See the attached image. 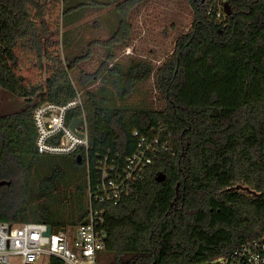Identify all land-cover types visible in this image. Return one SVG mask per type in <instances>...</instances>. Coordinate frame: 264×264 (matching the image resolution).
Here are the masks:
<instances>
[{"label":"trees","instance_id":"obj_1","mask_svg":"<svg viewBox=\"0 0 264 264\" xmlns=\"http://www.w3.org/2000/svg\"><path fill=\"white\" fill-rule=\"evenodd\" d=\"M64 1L70 21L81 8L117 0ZM146 1L117 2L111 35L90 40L79 54L55 57L45 87L38 88L15 70L16 50L47 52L44 0H0V95L8 91L25 99L20 110L0 112V180L8 181L0 185V220L45 221L57 229L86 222L87 191L74 208L57 209L50 200L35 199L37 184L40 192L51 193L64 175L65 160L81 170L80 182L88 186L99 155L109 149L131 154L138 141L134 131H150L160 137L159 154L127 197L106 204L101 264L210 263L264 235V0H227L228 8L219 7L220 0H189L193 22L162 63L133 58L123 64L118 50L130 46L133 12ZM96 47L105 51L98 71L120 97L152 77L162 106L127 109L106 104L110 98L100 100L98 89L82 80ZM73 74L80 75L79 86ZM76 89L82 91L84 111L71 109L67 120L84 113L89 162L84 149L52 161L36 146L34 109L47 100L66 102ZM41 162L50 169L38 183Z\"/></svg>","mask_w":264,"mask_h":264},{"label":"built area","instance_id":"obj_2","mask_svg":"<svg viewBox=\"0 0 264 264\" xmlns=\"http://www.w3.org/2000/svg\"><path fill=\"white\" fill-rule=\"evenodd\" d=\"M222 15L220 8L217 16ZM75 107H84L79 89L66 102L47 100L37 105L33 113L36 146L41 153L50 154H71L84 149L88 163L86 118L77 125V131L71 127L72 121L67 120ZM134 134L138 141L131 154L123 156L119 151L109 149L99 155L95 175L89 173V217L86 222L57 229L45 221L13 223L0 220V264H101L102 253L107 247L106 204H118L127 197L133 184L144 176L159 154L158 134L152 136L150 131L141 133L139 130ZM163 145L168 149L167 143ZM222 264H264V235L237 247L229 256L222 258Z\"/></svg>","mask_w":264,"mask_h":264},{"label":"rangeland","instance_id":"obj_3","mask_svg":"<svg viewBox=\"0 0 264 264\" xmlns=\"http://www.w3.org/2000/svg\"><path fill=\"white\" fill-rule=\"evenodd\" d=\"M116 2L104 6L88 5L79 9L76 18L68 21L64 16L66 2L64 0H44L46 12L44 19L50 26L44 48L47 52L41 55L35 51L18 48L19 60L15 66L17 73L24 76V81L30 86L43 88L47 77L54 69L55 57L64 58V53L79 54L87 47L90 40L106 39L116 28L118 13L115 11ZM227 0H220L219 7L225 6ZM194 19V11L189 0H147L133 12L134 34L130 46L118 50L119 59L127 64L131 59H145L151 63H162L170 55L178 36L186 32ZM93 58L84 63L88 74L82 79L90 82V89L97 90L100 100L111 99V106H122L127 109L137 107L160 108L164 102L157 92L152 77L138 82L136 91L126 97H120L117 86L111 81H105L98 68L105 57L101 47L95 48ZM77 73V72H76ZM74 82L79 86L80 75L73 74ZM25 105L24 98L13 96L8 91L0 95V112L20 110ZM45 158L52 161L63 158L66 154L43 153ZM65 164L64 175L58 181L55 189L48 195L33 190L35 199L39 202L49 201L55 208L72 209L81 199H86L87 185L80 182L83 177L81 170ZM50 166L45 162L38 165V179L49 172ZM78 182V186L76 183ZM78 188L85 190V195L78 194ZM222 264V258L210 263Z\"/></svg>","mask_w":264,"mask_h":264},{"label":"water","instance_id":"obj_4","mask_svg":"<svg viewBox=\"0 0 264 264\" xmlns=\"http://www.w3.org/2000/svg\"><path fill=\"white\" fill-rule=\"evenodd\" d=\"M225 7L226 8H228L229 7V5L226 3L225 4ZM85 120V116L84 115H79V116H76V117H74L73 119H72V122H71V127L74 129V130H76L77 131V129H76V127H77V125L79 124V123H81V122H83ZM80 134H84L83 132H80V131H78ZM78 160L79 161H81L82 160V156L81 155H79L78 156ZM164 176V174H160V177L162 178ZM6 182H8L7 180H0V185L1 184H4V183H6ZM48 233H50V230H48Z\"/></svg>","mask_w":264,"mask_h":264}]
</instances>
